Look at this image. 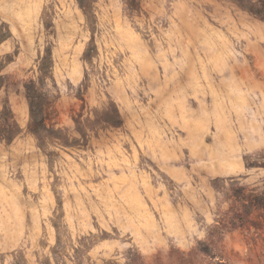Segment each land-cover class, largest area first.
<instances>
[{
	"label": "rangeland",
	"instance_id": "rangeland-1",
	"mask_svg": "<svg viewBox=\"0 0 264 264\" xmlns=\"http://www.w3.org/2000/svg\"><path fill=\"white\" fill-rule=\"evenodd\" d=\"M260 196L264 0H0V264H264Z\"/></svg>",
	"mask_w": 264,
	"mask_h": 264
},
{
	"label": "trees",
	"instance_id": "trees-1",
	"mask_svg": "<svg viewBox=\"0 0 264 264\" xmlns=\"http://www.w3.org/2000/svg\"><path fill=\"white\" fill-rule=\"evenodd\" d=\"M34 112V111H33ZM261 199H263V205H264V196H260Z\"/></svg>",
	"mask_w": 264,
	"mask_h": 264
}]
</instances>
